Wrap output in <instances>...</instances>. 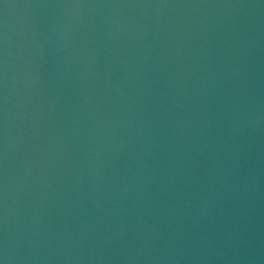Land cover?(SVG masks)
Wrapping results in <instances>:
<instances>
[{"label":"water","instance_id":"water-1","mask_svg":"<svg viewBox=\"0 0 264 264\" xmlns=\"http://www.w3.org/2000/svg\"><path fill=\"white\" fill-rule=\"evenodd\" d=\"M3 264H264V0H0Z\"/></svg>","mask_w":264,"mask_h":264},{"label":"snow or ice","instance_id":"snow-or-ice-1","mask_svg":"<svg viewBox=\"0 0 264 264\" xmlns=\"http://www.w3.org/2000/svg\"><path fill=\"white\" fill-rule=\"evenodd\" d=\"M0 264H3V262H2V261H0Z\"/></svg>","mask_w":264,"mask_h":264}]
</instances>
